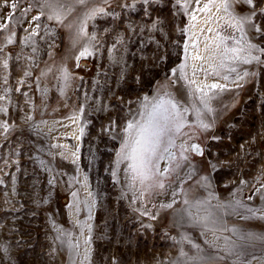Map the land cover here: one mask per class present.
<instances>
[{
    "label": "rangeland",
    "instance_id": "1",
    "mask_svg": "<svg viewBox=\"0 0 264 264\" xmlns=\"http://www.w3.org/2000/svg\"><path fill=\"white\" fill-rule=\"evenodd\" d=\"M62 7L61 24L46 0H0V264H264V0ZM158 92L187 108L175 160L158 162L162 189L133 182L119 157L126 125L144 122L143 97ZM189 206L203 222L181 219Z\"/></svg>",
    "mask_w": 264,
    "mask_h": 264
},
{
    "label": "snow or ice",
    "instance_id": "2",
    "mask_svg": "<svg viewBox=\"0 0 264 264\" xmlns=\"http://www.w3.org/2000/svg\"><path fill=\"white\" fill-rule=\"evenodd\" d=\"M49 8L51 9V15L48 17L49 19H55L59 23H63L66 15L63 11V0H46ZM79 4H84L86 0H76ZM246 3L252 4L253 0H245ZM225 11L228 10L229 0H222ZM97 10H92L90 13L85 14L86 19L78 25H75L77 35L81 33L86 34L84 29V24H86V20L92 18L95 15ZM99 11H103L100 9ZM69 14L71 9L68 10ZM38 19V17H37ZM195 19V16H193ZM249 18H242L241 21H237L238 24H242L244 21H247ZM74 25L70 24L69 27H73ZM232 26V25H230ZM223 42V41H222ZM239 43V41H237ZM242 48H225V54L229 51L233 53L234 59H239V53L242 51ZM91 53L85 48L82 52H80V56L90 55ZM196 59H201V57L197 56ZM185 60H187V53L185 55ZM247 63V60H244ZM223 66V64L221 65ZM187 67V63H183L179 66V69H173L172 75H176V72L185 73V69ZM235 68L230 69V71H235ZM226 78V77H225ZM194 83V82H193ZM211 89L221 88V85L212 84L209 86ZM194 92L202 93L200 96V101L204 105V107L211 111L208 107L207 100L205 96L207 93L204 88H196ZM149 105H151V110L147 112V115L144 116L142 113L141 116L144 122L134 121L129 122L124 132L126 133V137L123 142V146L119 153V157L121 161H129V171L131 174V179L133 182L139 180V182L144 185L147 182H151L149 186H154L158 188H163L164 184L157 177L164 175L161 172L158 162L161 159H169L170 161L175 160V155L170 151L171 148L175 147V139L181 133V130L186 125V113L187 108L181 111L179 106V101L174 100L169 94L165 93L164 96H161L158 92L155 97L149 99V97L145 96L142 100V107L148 109ZM193 113L196 116L197 120L200 122V126L202 128H208L209 125L205 124L201 120V111L199 108H196L195 104L192 105ZM192 150L196 151L198 154L202 155V151L198 146L192 145L190 146ZM188 149L181 148V155L183 156V152ZM187 159V157H183ZM119 162V161H118ZM176 167H180L179 164ZM191 173H189V176ZM134 186V184H133ZM187 195V194H185ZM185 205H189V200L185 199L183 201ZM195 206V205H193ZM165 207H171V205H165ZM192 206L185 207L179 210L181 219H187L189 221L196 220V216L191 210ZM228 207L233 209V212L236 211L241 205L239 202H236L235 205H228ZM247 212L253 213L254 210L251 208L246 209ZM264 212V210H255ZM196 222H203V218L196 220ZM235 233V230H233ZM238 239L241 241L244 240H252L256 239L250 234H237ZM241 247L237 245L235 241H229L225 251H227L231 255H235L237 258L240 257L241 252L236 249Z\"/></svg>",
    "mask_w": 264,
    "mask_h": 264
},
{
    "label": "bare ground",
    "instance_id": "3",
    "mask_svg": "<svg viewBox=\"0 0 264 264\" xmlns=\"http://www.w3.org/2000/svg\"><path fill=\"white\" fill-rule=\"evenodd\" d=\"M64 122L65 121H69V119H64L63 120ZM69 131H71L72 133L70 134V138H74L75 140V142L78 140V136H77V132L76 131H72V130H69ZM67 156H68V158H69V156H70V158H69V161H76L77 159H76V156H71L69 153H67L66 154ZM76 204V200H75V194H73L72 196H71V203L69 204V206H67L68 208H67V210H68V214H69V217L71 218V220H74V221H76V217H77V212H76V207H74V205ZM88 211V215L90 214V217H88V218H86V220H85V222H86V224H87V226H90L91 225V219L90 218H92V213H91V209H88L87 210ZM90 212V213H89ZM206 217H208V216H206ZM204 219V218H203ZM208 220V219H207ZM211 220V219H210ZM84 221V220H83ZM209 223V222H208ZM84 237L83 238H85L86 239V233H85V235H83Z\"/></svg>",
    "mask_w": 264,
    "mask_h": 264
}]
</instances>
